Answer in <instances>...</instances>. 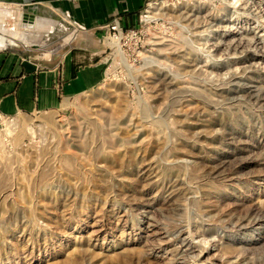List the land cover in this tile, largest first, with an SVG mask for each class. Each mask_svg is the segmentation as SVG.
Returning a JSON list of instances; mask_svg holds the SVG:
<instances>
[{"label":"rangeland","instance_id":"obj_1","mask_svg":"<svg viewBox=\"0 0 264 264\" xmlns=\"http://www.w3.org/2000/svg\"><path fill=\"white\" fill-rule=\"evenodd\" d=\"M6 14L0 50L66 49ZM123 30L129 71L106 34L61 109L0 120V264H264V0H149Z\"/></svg>","mask_w":264,"mask_h":264},{"label":"crops","instance_id":"obj_2","mask_svg":"<svg viewBox=\"0 0 264 264\" xmlns=\"http://www.w3.org/2000/svg\"><path fill=\"white\" fill-rule=\"evenodd\" d=\"M147 1L0 0V11L7 13L2 19L11 18V11L32 17L34 29L21 32L38 38L39 44L45 38L59 42L62 32L69 35L61 42L66 49L55 54L58 46L43 61L25 50H20L23 57L16 51L0 50V115L14 118L61 109L63 96L97 79V71L91 67L103 54L108 34L105 25L117 20L122 28L134 27ZM22 59L35 64V71L26 74L20 67Z\"/></svg>","mask_w":264,"mask_h":264},{"label":"bare ground","instance_id":"obj_3","mask_svg":"<svg viewBox=\"0 0 264 264\" xmlns=\"http://www.w3.org/2000/svg\"><path fill=\"white\" fill-rule=\"evenodd\" d=\"M160 4L159 3H149V5H148V8H147V10H146V13H147V18H148V22L150 23V22H154V21H156V20H158V15H159V9H158V6H159ZM162 7H164V6H162ZM161 7V8H162ZM196 23V22H195ZM9 41L8 40H6L5 38H1L0 37V44H4V43H8ZM110 47H112L113 48V53L116 55V58H117V61H119L120 62V64H121V66L125 69V70H127V71H129L130 70V66H128V64H127V61H125V57L123 56V53L119 50V49H121L120 47H121V44H120V41H119V38L118 39H116V40H112V39H110ZM238 46L239 45H237L236 47H234L233 48V51H235L236 50V48H238ZM229 47V46H228ZM248 47V45H244V48H247ZM36 48H37V46H36ZM240 48H243V44L240 46ZM2 51H4V50H9V51H16L21 57H23V56H25V53L24 52H22V51H20V50H15V49H13V48H8V47H4V48H2L1 49ZM234 54V53H233ZM247 72H248V70H247ZM234 80V79H233ZM252 102V101H251ZM13 119V117H4V116H1L0 117V120H4V122L5 121H11ZM189 236V235H188ZM190 237V236H189ZM194 240H195V238H194ZM193 241V240H192ZM194 242V241H193ZM193 242H191V243H193ZM203 244H205V243H203ZM201 253V252H200Z\"/></svg>","mask_w":264,"mask_h":264},{"label":"built area","instance_id":"obj_4","mask_svg":"<svg viewBox=\"0 0 264 264\" xmlns=\"http://www.w3.org/2000/svg\"><path fill=\"white\" fill-rule=\"evenodd\" d=\"M105 28L108 30V38L112 40H116L119 38V41H121V37L124 34V36H133L134 32L132 30L124 31L123 28L120 26L119 22L117 20H113L109 24L105 25ZM2 115H0L1 117Z\"/></svg>","mask_w":264,"mask_h":264},{"label":"water","instance_id":"obj_5","mask_svg":"<svg viewBox=\"0 0 264 264\" xmlns=\"http://www.w3.org/2000/svg\"><path fill=\"white\" fill-rule=\"evenodd\" d=\"M33 24V19L31 16H28L26 14L21 15V27L22 28H29ZM5 52H10L9 50H4ZM20 67L23 69V71L26 74H30L35 71L36 66L35 64H32L28 60L22 59L20 62Z\"/></svg>","mask_w":264,"mask_h":264}]
</instances>
